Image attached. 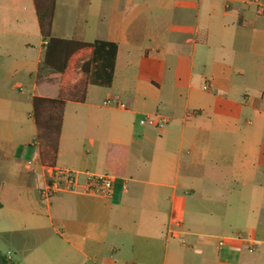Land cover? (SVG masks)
Returning a JSON list of instances; mask_svg holds the SVG:
<instances>
[{
    "label": "crops",
    "instance_id": "obj_1",
    "mask_svg": "<svg viewBox=\"0 0 264 264\" xmlns=\"http://www.w3.org/2000/svg\"><path fill=\"white\" fill-rule=\"evenodd\" d=\"M57 4L53 36L113 42L118 53L110 87L90 84L83 102L66 103L55 165L112 174L114 193L40 198L50 168L18 139L20 101L28 86L31 101L56 97L60 76L38 82L34 0H0L1 256L264 264V10L251 0H72L57 35ZM156 113L170 118L163 129L139 123ZM236 234L256 239L255 252L241 239L218 247Z\"/></svg>",
    "mask_w": 264,
    "mask_h": 264
},
{
    "label": "trees",
    "instance_id": "obj_2",
    "mask_svg": "<svg viewBox=\"0 0 264 264\" xmlns=\"http://www.w3.org/2000/svg\"><path fill=\"white\" fill-rule=\"evenodd\" d=\"M45 51L39 65L38 82L59 75L56 97L35 95L33 117L42 163L55 166L64 109L68 101L83 102L88 85L110 87L114 77L118 45L105 40L84 42L52 35L56 0H34ZM48 77V78H47ZM29 144L26 147H31ZM0 264H8L0 254Z\"/></svg>",
    "mask_w": 264,
    "mask_h": 264
},
{
    "label": "built area",
    "instance_id": "obj_3",
    "mask_svg": "<svg viewBox=\"0 0 264 264\" xmlns=\"http://www.w3.org/2000/svg\"><path fill=\"white\" fill-rule=\"evenodd\" d=\"M227 6L234 0H226ZM254 1L264 10V0ZM110 102L107 101L106 104ZM170 118L166 115L145 114L140 120L141 125H153L158 129H163L169 123ZM34 144L39 147L37 140ZM50 168V176L46 183L39 189V196L44 201L51 200L52 197L66 193H85L102 196H111L114 193L115 178L112 174H98L90 171L79 172L72 168L53 166ZM234 239H241L248 244L249 252H255L257 248V240L254 238L243 237L241 234L220 236L217 241L219 248L224 247L227 243Z\"/></svg>",
    "mask_w": 264,
    "mask_h": 264
},
{
    "label": "rangeland",
    "instance_id": "obj_4",
    "mask_svg": "<svg viewBox=\"0 0 264 264\" xmlns=\"http://www.w3.org/2000/svg\"><path fill=\"white\" fill-rule=\"evenodd\" d=\"M72 0H58L57 9H56V19H55V34H63L68 30V11L72 6ZM24 6V5H23ZM48 78V77H47ZM52 76H49V80H53ZM47 79L42 78L40 83L45 82ZM30 82H33L31 80ZM24 97L22 98L21 106V117L19 123V129H21V135L18 138L21 143H27L28 141L34 142L36 140V125L33 117V104L31 101V87L28 86L23 90ZM34 150L29 151L28 157L33 156ZM231 184V183H230ZM235 185H231L233 188ZM238 188V187H237Z\"/></svg>",
    "mask_w": 264,
    "mask_h": 264
}]
</instances>
